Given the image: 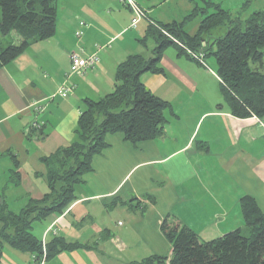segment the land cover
I'll list each match as a JSON object with an SVG mask.
<instances>
[{"label": "crops", "instance_id": "0c3cea01", "mask_svg": "<svg viewBox=\"0 0 264 264\" xmlns=\"http://www.w3.org/2000/svg\"><path fill=\"white\" fill-rule=\"evenodd\" d=\"M134 1L147 18L133 27V14L121 0H57L54 35L31 43L0 69V201L12 212L48 192L41 159L77 141L85 101L110 94L116 67L131 55H145L148 43L145 48L140 41L148 19L176 22V16L161 12L168 0ZM168 49L159 63L162 74L140 77L147 90L171 105L163 134L136 145L121 134H107L106 148L92 158L93 171L76 188L75 200L62 214L33 224L34 236L44 243L61 237L87 247L36 261L6 245L0 264H131L148 257L140 251L148 240L145 231L156 237L150 239L158 251L170 253L160 231L166 215L208 241L243 227L242 197H252L264 211V117L231 115L219 80L220 98L212 73ZM72 53L97 55L98 62L68 78L74 88L67 98L54 97L69 74ZM35 104L40 112L33 111ZM31 127L37 130L29 134ZM13 170L17 178L11 177ZM114 198L119 204L107 207ZM146 213L153 222L149 230L143 227ZM162 251L152 255H165Z\"/></svg>", "mask_w": 264, "mask_h": 264}, {"label": "trees", "instance_id": "16d2710c", "mask_svg": "<svg viewBox=\"0 0 264 264\" xmlns=\"http://www.w3.org/2000/svg\"><path fill=\"white\" fill-rule=\"evenodd\" d=\"M56 4L57 0H0V69L31 43L54 35ZM214 9L215 13L206 15L205 10L194 8L179 23L161 24L148 19L140 44L146 48L149 41L154 43L151 56L136 54L121 62L115 70L114 90L98 101H85L78 121L77 141L41 159L47 170L48 192L39 200L28 199L18 212H12L5 201H0V260L6 245L35 255L36 261L87 247L67 243L61 237L44 243L32 233L33 224L62 214L75 200L76 188L93 171L92 158L106 148L107 134H121L132 145L163 134L167 123L165 113L171 111V105L147 90L140 77L148 72L162 74L159 63L168 48L203 66L205 58L212 56L223 101L231 115L240 119L264 117V74L260 72L264 56V11L253 13L242 25L231 21L218 6ZM200 12L205 15L198 32L187 35L184 24ZM225 22L228 23L225 33L217 32L207 47L204 36ZM12 33L19 43L3 46V38ZM198 54L205 57L202 60L193 57ZM251 64L259 69H252ZM36 130L31 127L29 134ZM10 159L13 168H17L16 159L12 155ZM11 177H18L14 170ZM117 204L114 198L107 207ZM239 209L243 227L208 241L201 240L173 215H166L160 231L170 253L148 256L131 264H264V211L250 196L239 200Z\"/></svg>", "mask_w": 264, "mask_h": 264}, {"label": "rangeland", "instance_id": "374dc122", "mask_svg": "<svg viewBox=\"0 0 264 264\" xmlns=\"http://www.w3.org/2000/svg\"><path fill=\"white\" fill-rule=\"evenodd\" d=\"M215 6H218L220 9L225 11L229 15V19L231 21L240 22L243 25L245 23V21L253 13L264 11V0H168L166 3V6L161 10V12L164 14H168V16L169 15L176 16L175 21L177 23H179V22L183 21L184 18L187 15H189L194 8H199L201 11L205 10L206 15H210V14H213L216 12L215 11L216 9H214ZM204 15H205V13L203 14L202 12H200L195 17H193L190 21L186 22L184 24V27H183L184 32L189 36L195 35L198 32L199 25H200ZM142 19H144V18H142ZM227 26H228V23L225 22L224 25L222 27H220L219 29H214L210 33H207L204 36V39L207 41V44H205V45L208 47V43H210L214 38H216L217 32L220 31L219 32L220 35L225 33ZM10 42L16 43V41L13 39L12 35L7 37V38H3V46H6ZM152 44H153L152 41H149L148 49L146 50L145 55H144L145 58H149V56H151ZM168 51H173V48H169ZM263 52H264V50H263ZM204 57L205 56L203 55V57L201 59H203ZM204 63H205L204 66L198 65L196 63L194 65H198L199 67H203V69H205L206 71L213 74L215 80L211 81L212 82L211 85H212V88L214 87L213 89H214L216 96H218L220 98L221 95L218 91L219 85H218V79L216 76L215 60L212 56H208L205 58ZM250 67L252 69H255V67H256V69H259V67L257 68V65L251 64ZM260 72L262 74H264V56L262 59V67H261ZM181 125H183V124H181ZM86 178H87V175L84 177V179H86ZM11 206H12V208L15 209L14 203ZM146 214H145V217L143 218V222L146 223L145 224L146 226L143 225V227L144 228L148 227V230H149V228L153 225V222L150 223V219H149L150 215H148V213H146ZM117 221H119V225L123 224V220L118 219ZM38 225H40V224H35L34 228ZM141 231L143 233V231H145V229L144 230L141 229ZM120 232H122V230ZM120 232H118V233H120ZM146 232L147 231H145V235L147 236L148 240H147V242L143 243V244H146L145 247H143V244H142V247L140 248L141 253L144 256L152 255V254H154L153 253L154 251H157L158 252L157 254H161L162 249H161V251H158L156 241H154V239H150L154 235L147 234ZM32 233H34V232H32ZM143 239H144V237H143ZM155 246H156V249H154ZM158 246L160 248H162L161 245H158ZM162 252H163L162 254L166 255L165 251H162Z\"/></svg>", "mask_w": 264, "mask_h": 264}, {"label": "built area", "instance_id": "2783aa9c", "mask_svg": "<svg viewBox=\"0 0 264 264\" xmlns=\"http://www.w3.org/2000/svg\"><path fill=\"white\" fill-rule=\"evenodd\" d=\"M121 3L124 4L128 9L132 12L133 17L131 19V26H135L137 22L145 18L146 15L141 9V7L136 3L134 0H121ZM194 58L198 60H202L201 58L203 57L202 54L193 55ZM70 60V67H69V74L66 77V80L59 85L55 95L60 98H67L73 91V85L67 82L68 78L72 75H82L85 72L92 70L96 63L98 62L97 55H92L87 58H82L79 54L77 53H72L69 57ZM53 97V98H54ZM33 106V111L39 112L42 110V107L35 105ZM52 228V227H51ZM50 230V229H49Z\"/></svg>", "mask_w": 264, "mask_h": 264}]
</instances>
